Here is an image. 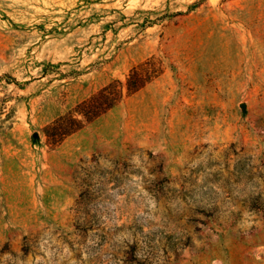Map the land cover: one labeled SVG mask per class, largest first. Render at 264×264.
Instances as JSON below:
<instances>
[{"label": "rangeland", "instance_id": "obj_1", "mask_svg": "<svg viewBox=\"0 0 264 264\" xmlns=\"http://www.w3.org/2000/svg\"><path fill=\"white\" fill-rule=\"evenodd\" d=\"M0 264H264V0H0Z\"/></svg>", "mask_w": 264, "mask_h": 264}, {"label": "trees", "instance_id": "obj_2", "mask_svg": "<svg viewBox=\"0 0 264 264\" xmlns=\"http://www.w3.org/2000/svg\"><path fill=\"white\" fill-rule=\"evenodd\" d=\"M129 86V85H128ZM131 89L128 87V91H130ZM95 108H93L92 110H94ZM93 112V111H92ZM81 114V116H83V118L84 119H86L87 121H90L89 120V118L90 117H88L89 115H86L85 113H80ZM94 116V115H93ZM71 122L74 124H77V125H80V122L79 121H76V120H74V119H71ZM77 129L79 128V127H76ZM75 131V129H73L72 131H69L68 133H71V132H74Z\"/></svg>", "mask_w": 264, "mask_h": 264}]
</instances>
